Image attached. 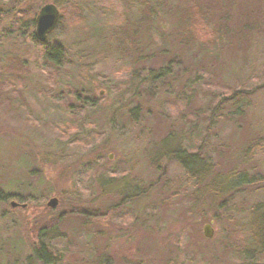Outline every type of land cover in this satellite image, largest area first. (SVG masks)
Returning a JSON list of instances; mask_svg holds the SVG:
<instances>
[{
  "label": "rangeland",
  "instance_id": "374dc122",
  "mask_svg": "<svg viewBox=\"0 0 264 264\" xmlns=\"http://www.w3.org/2000/svg\"><path fill=\"white\" fill-rule=\"evenodd\" d=\"M147 1L0 0V190L10 198L0 205V264H34L28 258L36 227L60 213L61 236L42 238L56 264H264L249 213L264 203V0H232L228 26L236 31L247 19L252 29L244 39L227 36L220 69L195 73L198 93L186 105L174 65L168 77L148 82V93L133 94L140 81L175 64L170 12L182 0H150L166 4L155 8L150 40L138 24ZM48 4L60 20L41 43L29 24ZM126 30L140 45L152 43L148 59L115 52L113 38ZM89 32L96 40L85 37ZM55 42L63 46L60 66L45 57V44ZM166 49L173 61L157 58ZM237 91L251 93L244 118L229 121L218 111L209 124V101L217 105ZM175 142L199 153L201 172L254 176L260 190L241 188L228 203L233 212L214 217L210 199L202 206L203 197L191 195L172 156ZM77 208L96 214L99 224L83 223L77 234L82 218L67 216Z\"/></svg>",
  "mask_w": 264,
  "mask_h": 264
},
{
  "label": "trees",
  "instance_id": "16d2710c",
  "mask_svg": "<svg viewBox=\"0 0 264 264\" xmlns=\"http://www.w3.org/2000/svg\"><path fill=\"white\" fill-rule=\"evenodd\" d=\"M147 2H149L150 6L142 5V7H140L138 24L140 28H145L146 32L151 31L148 36L150 40V38L153 37V32L150 30L151 26L154 27L152 20L154 21L156 19V14L158 13V10L155 8L163 6V4L166 6V4L165 1L151 2L148 0ZM231 2L232 0H182L177 5L175 4L174 11L170 12L175 16V24L173 25V30L175 31L174 37L176 38L175 64H171L170 62L165 69L160 70V72L158 71L159 73H157L155 77L151 74L146 81H140L136 75L141 71L139 69L135 70L134 76L140 81V83L134 86L133 94L142 95L143 93H148V82L153 78L162 80L163 78L168 77L170 68L174 65L175 69L180 70L179 76L175 75V83H179V80L182 82L180 92H183V95H181L178 99L183 104H188L193 99L192 95L198 93L192 87L193 85H196L197 79H199V77H196L195 73L199 72L201 73L200 75L206 76L207 74H213L216 69L219 70L227 36L229 34H238L242 39H244L252 29V24H250V21L247 19L240 24L241 26L236 31L231 26H228L232 19L230 13ZM213 33L216 35L214 36ZM131 35H136V32L131 33L126 30L118 33L117 38H113L112 42H114L113 49L115 52L124 54L125 52L129 53V51H135L137 53L135 56V62L148 59L149 53L153 48L151 45L152 43L150 42V45H140L134 36L130 37ZM87 36L92 41L96 40L95 37H97L96 34L90 32L85 37ZM121 44H127L128 49L130 46H132V48L131 50L126 48L122 50ZM45 47V57L54 65L60 66L64 55L63 46L60 43L55 42L52 45H47L46 43ZM194 50H197V52L200 51L201 56L193 54L195 52ZM172 54V49H166L159 52L157 58L173 61L174 59L171 57ZM205 59L210 61L206 63ZM171 77H173V75H171ZM187 89L191 92V94L186 91ZM202 90L203 92H207L206 88ZM250 94L251 93L248 91H237L227 97H224L217 103V105H214L213 101L210 100L207 107L208 111H204L208 112V115H210L209 124H212V118L216 117V113L218 111L222 112L221 117H223V114L225 113V116L229 121L236 120V122H238L240 119H243L245 116V109H247L250 105ZM227 109L230 111L232 110V113H227ZM134 111L137 112L138 108L132 110L131 112ZM176 143L177 142H175V144ZM243 155L246 156L245 154ZM172 156H174L175 160L178 161L181 167L185 170L187 182L194 187V191L191 192V195L193 197H203L200 203L202 206H204V202L206 203L204 197L210 199L211 208L214 213V217L216 218L222 219V214L233 212L231 207L228 206V203H230L233 196H239L241 194V188L242 190L249 188L260 190L258 185H260L262 179L254 176L252 177L240 173L236 174L234 172L228 174L220 172L208 173L209 171L206 173H203L204 171L201 172L204 167L201 165L202 159H200L199 153L191 154L187 150L181 149L179 144L175 148V152ZM200 172L202 175H200ZM9 199V193L0 190V205H4L9 201ZM13 205L14 204H12V206ZM47 209L50 211V208ZM81 210L77 208V210H71V212L67 213V216L76 215L81 217L83 220L81 225L78 224V227L76 228L75 232H77V234L85 231L83 230V223H89V225L99 224L96 214L92 212H84L83 208H81ZM105 210L109 211L111 209L107 208ZM190 212L194 215L198 214L199 208L195 205V203L191 206ZM263 212L264 203H259L258 207L251 206L249 208V213L253 216L251 222V237H254L259 241L262 248L258 251L261 252L264 251ZM259 213H263L260 219V226L258 220L256 219ZM64 218L65 214L60 213L56 217L50 218L48 221H45L36 227L37 242L30 244L29 261L32 260L34 264H56L50 246L47 245L42 238L46 237L51 232L57 233L56 235L58 237L61 236L58 229L63 223ZM228 219L231 220L230 214L228 215Z\"/></svg>",
  "mask_w": 264,
  "mask_h": 264
},
{
  "label": "water",
  "instance_id": "95a60500",
  "mask_svg": "<svg viewBox=\"0 0 264 264\" xmlns=\"http://www.w3.org/2000/svg\"><path fill=\"white\" fill-rule=\"evenodd\" d=\"M60 20V12L56 5L48 4L41 8L35 23H36V30H35V38L39 40L41 43H44L52 32L58 26ZM57 205L56 199L50 200L48 203L49 207L54 208ZM203 234L205 238L211 239L214 235V230L212 228L211 223L207 224L203 228Z\"/></svg>",
  "mask_w": 264,
  "mask_h": 264
},
{
  "label": "flooded vegetation",
  "instance_id": "af4514ba",
  "mask_svg": "<svg viewBox=\"0 0 264 264\" xmlns=\"http://www.w3.org/2000/svg\"><path fill=\"white\" fill-rule=\"evenodd\" d=\"M35 20H36V19H35ZM35 20L29 24L31 27H33V29H34V34H35V30H36V23H35ZM34 34H33V35H34ZM34 37H35V35H34Z\"/></svg>",
  "mask_w": 264,
  "mask_h": 264
}]
</instances>
